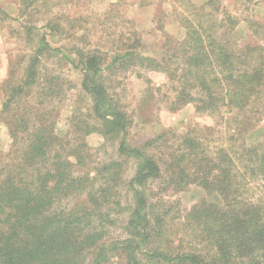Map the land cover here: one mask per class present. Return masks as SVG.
Segmentation results:
<instances>
[{
  "label": "trees",
  "instance_id": "trees-1",
  "mask_svg": "<svg viewBox=\"0 0 264 264\" xmlns=\"http://www.w3.org/2000/svg\"><path fill=\"white\" fill-rule=\"evenodd\" d=\"M48 1L21 0L19 15L32 22L24 25L27 34L47 33L25 74L18 79L11 67L0 87L11 137L9 149H0V264H264V130L255 123L264 109V27L236 15L226 0H168L184 36L166 31L169 13L155 14L157 56L126 16L152 0H116L98 20L63 15ZM233 1L245 10L264 4ZM118 20L130 23L127 32L105 26ZM100 29L111 40L107 49L91 41ZM48 36L83 44L62 54ZM55 56L81 72L91 102L86 110L76 106L64 135L53 101L66 92L59 77H41L43 58ZM130 71L164 73L172 86L169 109L194 103L215 124L182 135L169 128L130 143L134 118L111 92L114 78ZM151 92L141 99V113L151 109ZM224 119L228 137L216 143ZM94 136L103 139L101 149L116 148L110 159L96 156ZM193 187L206 197L190 207L166 198ZM120 220L124 239L118 240L111 232Z\"/></svg>",
  "mask_w": 264,
  "mask_h": 264
},
{
  "label": "rangeland",
  "instance_id": "rangeland-1",
  "mask_svg": "<svg viewBox=\"0 0 264 264\" xmlns=\"http://www.w3.org/2000/svg\"><path fill=\"white\" fill-rule=\"evenodd\" d=\"M152 1L153 4L146 8H140L138 6L131 7L126 16L127 18L133 20L135 29L140 32L143 43L148 49L147 52L159 56L162 50L157 46V44L160 41L161 33L157 30L154 17L155 14H161L162 11L172 14V5L168 4V0ZM195 1L199 4L204 2L203 0ZM20 2L21 0H0V8L8 14V17H6L0 11V50H2V56L5 57L4 59L7 65V77L0 81V87L8 78L11 67L15 70L18 79L25 74V69L30 62L31 55L39 46L42 35L47 33L45 29L40 28L38 30H34L30 35L27 34L24 25H28L31 21L28 16H25L24 18L20 17ZM67 2L68 0H50L48 1V5L53 8V11H59L63 15H70L71 17L76 18L90 17L98 20L99 16H102L104 12L109 9L111 3L116 2V0H78V4L75 1V5H66ZM226 3L230 4L231 10H234V13H236L239 17H249L251 20L260 23L262 27H264V4L254 6L251 5L249 10H245L241 4H239V7L237 8L233 0H226ZM55 4H58V7H55ZM124 7H122V9H124ZM171 14L164 18L165 29L177 38H182L184 36V30L181 26H179L175 16ZM45 18L46 17L45 15L43 16V14L38 15L35 23L41 27L44 24L43 21ZM120 21L121 20H118L116 22V27L113 24L105 26H111V32H127L126 27H130V23L124 25ZM83 24L85 26H89V23ZM246 27L247 23L243 21L239 28L241 29L240 32L244 34ZM259 38H264V29L262 30V33L259 34ZM47 40L53 47H61L63 49L61 51L62 54H68L69 50H71V48L76 44H83L79 43L78 40L70 38L67 39L64 36L54 38L48 36ZM108 40L109 38L107 34L102 29H100V33L97 36H92L91 38V41L99 43L103 49L109 48L107 45ZM261 42L264 43V39ZM91 45L95 46L94 44ZM43 66L44 67H42L41 70V77H59V88L62 89V93L66 92L65 98H59L58 96L53 101V106L56 107V110H60L61 112L60 118L58 119L59 122L57 129L60 130L61 134H63L65 133V130H62L66 129L65 127L68 117L72 114L76 106L86 110L90 108L91 102L89 97L84 94L81 89V72L73 68V66L66 60H62L60 56H55L49 60L43 58ZM111 83L113 85L111 92L120 99L123 107L134 118V126L131 128L129 135V141L132 144H143L169 128L173 129L177 135H182L193 127L201 129L205 126H212L215 124V120L212 117L198 113L194 103L186 105L176 112H172L167 104V97L171 95L172 86L168 82L164 73L156 71H142L138 74V72L130 71L126 74H119L116 78H114V82ZM149 88L152 89L151 93H153V96L151 97V109L145 110L143 111L144 113H141V99L144 97L145 93H147V89ZM158 89H160V91ZM1 91L2 90L0 89V123L6 127L4 128V131L6 130V140L0 145V149L7 150L9 149V145L11 143V137L9 136L7 126L2 121L1 112L4 97ZM165 95H167V97ZM169 101H171V97L169 98ZM259 109L263 112L261 113V116H259L260 118L258 121H255V123L257 122L258 125L257 130L262 127V130H264L263 106ZM226 116L228 117V115ZM228 119L222 120V124L219 126V129L221 130H219L217 135L213 138L216 143H221L226 137H228L226 135L229 129L227 126ZM219 120L220 118L217 119V121ZM233 127L234 126H232V128ZM258 133L260 134V132ZM102 143L103 139L98 136H94L89 139L91 147L95 150L99 149L96 154L97 157L102 160L110 159L112 154L115 153L116 148L114 146H106L105 149H101L100 146ZM129 169V175H132L134 165L132 164ZM205 197L206 193L203 189L200 187H193L186 193L184 192L175 196L169 194L166 198L173 204L179 203L181 209H183L184 207L192 206ZM121 221L122 220L114 226L111 232V235L114 233V237L118 240L124 239ZM113 264L123 263L116 259Z\"/></svg>",
  "mask_w": 264,
  "mask_h": 264
},
{
  "label": "crops",
  "instance_id": "crops-1",
  "mask_svg": "<svg viewBox=\"0 0 264 264\" xmlns=\"http://www.w3.org/2000/svg\"><path fill=\"white\" fill-rule=\"evenodd\" d=\"M203 1L204 2H202L201 4L205 3L207 0H203ZM197 4H199V3H197ZM0 49H1V45H0ZM4 58L5 57L2 56V50H0V81L7 77V65L5 63ZM0 108H1V106H0ZM4 128H6V127L2 123H0V145L3 144L4 141L6 140V130L4 131Z\"/></svg>",
  "mask_w": 264,
  "mask_h": 264
}]
</instances>
